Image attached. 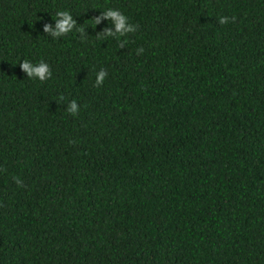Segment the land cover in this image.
<instances>
[{"label":"trees","instance_id":"obj_1","mask_svg":"<svg viewBox=\"0 0 264 264\" xmlns=\"http://www.w3.org/2000/svg\"><path fill=\"white\" fill-rule=\"evenodd\" d=\"M0 264H264V0H0Z\"/></svg>","mask_w":264,"mask_h":264},{"label":"clouds","instance_id":"obj_2","mask_svg":"<svg viewBox=\"0 0 264 264\" xmlns=\"http://www.w3.org/2000/svg\"><path fill=\"white\" fill-rule=\"evenodd\" d=\"M105 19L111 21L110 24H115V31H113L110 27H106L102 32L97 33L98 37L124 36L129 32L136 31V26L128 24L127 17L118 10L108 9L106 11H102L100 16L93 18V21L95 25H98L101 20ZM229 19V17L225 16L219 17L218 23L221 25L226 24L229 22ZM231 19L234 20L235 18L233 17ZM54 20L56 21L54 28L50 24H45L43 28L44 33L49 34L54 38L67 34L77 25L76 20L73 19V16L67 11H58ZM77 31H79L81 35L84 34L83 27H80ZM125 43L126 42H121L120 47H124ZM138 51L143 52V49H139ZM20 68L29 78H38L40 81H45L51 77L50 67L44 61H40L38 64H33L28 60H24L20 63ZM106 75L107 73L103 69L97 73L96 86H100L103 83ZM61 99H63V97ZM67 111L72 115H76L78 113V105L75 100L69 103ZM17 183L22 186V182L18 179Z\"/></svg>","mask_w":264,"mask_h":264}]
</instances>
